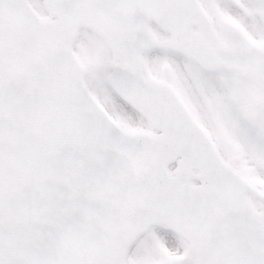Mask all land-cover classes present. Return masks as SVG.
<instances>
[{
    "label": "snow or ice",
    "instance_id": "snow-or-ice-1",
    "mask_svg": "<svg viewBox=\"0 0 264 264\" xmlns=\"http://www.w3.org/2000/svg\"><path fill=\"white\" fill-rule=\"evenodd\" d=\"M0 264H264V0H0Z\"/></svg>",
    "mask_w": 264,
    "mask_h": 264
}]
</instances>
